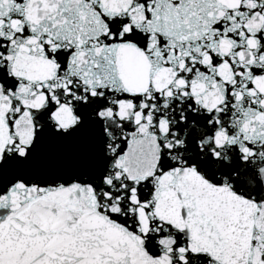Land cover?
Masks as SVG:
<instances>
[{
  "label": "snow or ice",
  "instance_id": "obj_1",
  "mask_svg": "<svg viewBox=\"0 0 264 264\" xmlns=\"http://www.w3.org/2000/svg\"><path fill=\"white\" fill-rule=\"evenodd\" d=\"M0 264H264V0H0Z\"/></svg>",
  "mask_w": 264,
  "mask_h": 264
}]
</instances>
